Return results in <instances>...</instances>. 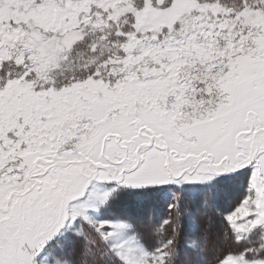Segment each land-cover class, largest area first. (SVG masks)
I'll use <instances>...</instances> for the list:
<instances>
[{
	"label": "snow or ice",
	"instance_id": "obj_1",
	"mask_svg": "<svg viewBox=\"0 0 264 264\" xmlns=\"http://www.w3.org/2000/svg\"><path fill=\"white\" fill-rule=\"evenodd\" d=\"M0 264H264V0H0Z\"/></svg>",
	"mask_w": 264,
	"mask_h": 264
}]
</instances>
